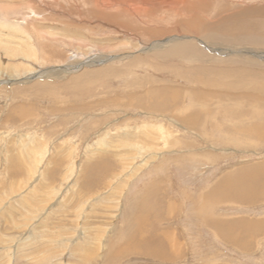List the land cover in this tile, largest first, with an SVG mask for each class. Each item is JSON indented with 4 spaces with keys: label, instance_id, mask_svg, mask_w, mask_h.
I'll list each match as a JSON object with an SVG mask.
<instances>
[{
    "label": "rangeland",
    "instance_id": "374dc122",
    "mask_svg": "<svg viewBox=\"0 0 264 264\" xmlns=\"http://www.w3.org/2000/svg\"><path fill=\"white\" fill-rule=\"evenodd\" d=\"M0 16V264H264V229L238 222H264V138L241 133L264 126V0Z\"/></svg>",
    "mask_w": 264,
    "mask_h": 264
},
{
    "label": "bare ground",
    "instance_id": "6f19581e",
    "mask_svg": "<svg viewBox=\"0 0 264 264\" xmlns=\"http://www.w3.org/2000/svg\"><path fill=\"white\" fill-rule=\"evenodd\" d=\"M118 1V0H117ZM173 1V0H172ZM177 1V0H176ZM110 2H112V1H110ZM113 2H114V0H113ZM168 2V1H167ZM169 2H171V1H169ZM175 2V1H174ZM130 3V2H129ZM152 3V2H151ZM113 4V3H112ZM115 4H116V2H115ZM175 4H178L177 2L175 3ZM152 5V4H151ZM180 5V4H179ZM225 5V4H224ZM119 6V5H118ZM130 6V5H129ZM133 7V9L134 8H136V7H134V6H132ZM131 7V8H132ZM226 7V6H225ZM132 10V9H131ZM256 11V10H255ZM259 11V10H258ZM36 12V11H35ZM135 12H136V10H135ZM261 12V11H260ZM1 15H3L4 16V14H1ZM2 16V17H3ZM2 17L0 16V20H1V22H4V20L2 19ZM6 17V15L4 16V18ZM7 19V18H6ZM192 20V19H191ZM6 21V20H5ZM13 23H15V22H12V24ZM254 23V22H253ZM26 25L24 24L22 27L26 30L27 28L25 27ZM55 35V34H54ZM54 35H53V37H54ZM64 39V38H63ZM67 40V39H66ZM64 41H65V39H64ZM241 52H243L244 50H240ZM248 51V50H247ZM246 51V53H248ZM222 53V52H221ZM249 54V53H248ZM254 55L255 56H258L257 54H255L254 53ZM88 64V63H87ZM38 70V69H37ZM50 70V69H49ZM68 70V69H67ZM44 72V71H43ZM42 72V73H43ZM50 71H48L47 73H49ZM16 77V76H15ZM219 82V81H218ZM196 83V82H195ZM217 83V82H216ZM199 84V83H198ZM211 85H212V83H211ZM218 85V84H217ZM224 85V84H223ZM197 86V85H196ZM161 87V86H160ZM198 87V86H197ZM212 87V86H211ZM152 88V87H151ZM151 88H149V89H151ZM206 88V87H205ZM153 89V88H152ZM161 89L163 90L164 88L163 87H161ZM204 89V88H203ZM203 89H201V91L199 90L198 92H196V93H194V96L195 97H198L199 99H201L202 100V96L204 97V98H206V96H205V90H203ZM164 92H167L168 93V91H164ZM170 92V91H169ZM172 92H177V89H175V90H173ZM194 92V91H193ZM145 93V92H144ZM143 93V94H144ZM160 93H161V91H160ZM159 93V95H161ZM208 93V92H207ZM213 95V97H214V99L215 98H217L218 96H220V93L218 92V93H216V92H211ZM211 93H210V95H211ZM158 94V93H157ZM152 95V94H151ZM151 95L149 94V93H147V94H144V98L145 97H147V96H149V97H151ZM228 95V94H227ZM162 96V95H161ZM174 96V95H173ZM244 96V95H243ZM243 96H241V97H243ZM246 96V95H245ZM153 97V96H152ZM160 97V96H159ZM178 97V96H177ZM177 97H175V98H177ZM141 98H142V95H139V97H138V105H139V101L141 102ZM148 98V97H147ZM237 98V97H236ZM248 98V97H247ZM250 98H251V96H250ZM253 98V97H252ZM152 99V98H151ZM162 99V98H161ZM173 99H174V97H173ZM178 99V98H177ZM208 99H210V100H212L210 97H208ZM114 100H117V99H114ZM157 100V99H156ZM155 98L153 97V101H152V103L150 104V102L148 103L149 105L148 106H150V110H154V111H157V110H160V109H162L163 108V106L162 107H160L159 108V106L161 105L160 104V101L159 102H157V104L156 103H154L155 101ZM162 100H164V99H162ZM238 100V99H237ZM245 100V99H244ZM142 101H144L143 99H142ZM239 101H241V100H239ZM163 102V101H162ZM210 102V101H209ZM246 102V101H245ZM248 102V101H247ZM145 103V102H144ZM143 102H142V104H144ZM164 103H165V100H164ZM201 103H202V101H201ZM211 103V102H210ZM165 104H167V102L165 103ZM169 104H171V103H169ZM203 104V103H202ZM205 104V103H204ZM145 105H146V103H145ZM240 106V105H239ZM144 107V106H143ZM145 107H147V106H145ZM148 108V107H147ZM169 108V107H168ZM167 108V109H168ZM59 110V109H58ZM164 110V109H163ZM166 110V109H165ZM60 111V110H59ZM200 112H195V113H192V114H189V116H186V117H184L183 118V121L188 125V126H190V127H192V128H197V127H199V125H198V118L201 116L200 114H199ZM22 114H23V116L25 117V112L24 111H22ZM242 114V113H241ZM246 114V113H245ZM249 115V114H248ZM242 116V115H241ZM240 117V116H239ZM238 117V118H239ZM248 117V116H247ZM245 121V120H244ZM246 121H248V120H246ZM257 122V121H256ZM262 122V121H261ZM241 123V122H240ZM254 123V122H253ZM250 127V126H249ZM242 129H243V126L241 127ZM244 130V129H243ZM241 131V130H240ZM241 133H243V136H246V138H249L250 140H251V138L253 139L254 137L255 138H259V139H262V138H264V126L262 125V123L261 124H254V125H251V127L250 128H248V129H245V131H241ZM253 134H255L256 136H253ZM262 137V138H261ZM254 138V139H255ZM248 139V140H249ZM149 163V160H146V162L144 163V164H148ZM258 168H260V167H256V168H252V171L253 172H256V173H258V172H260L259 170H258ZM260 169H262V168H260ZM137 171H139V168H137L135 171H134V173H136ZM133 173V174H134ZM255 184V187L257 186V185H260L261 187L260 188H263L264 187V178H260V180H258V181H255L254 182ZM256 188H258V186L256 187ZM262 192H259V191H257L256 192V194H255V197L256 198H259L260 197V195H263V193L261 194ZM214 197H221V196H219V194H217V195H215ZM214 200H217V199H214ZM260 228H261V230H263L264 229V223L263 224H261V226H260ZM168 239V244H170V248H172V246L171 245H174V244H172V242L170 241V238H167ZM140 240H141V238H140ZM174 240V239H173ZM163 244V243H162ZM174 247V246H173ZM137 249V248H136ZM135 249V250H136ZM123 251H125V248H121L120 250H119V252L118 253H123ZM138 251V250H137ZM113 253V251L111 250L110 251V255H109V259H110V256H111V254ZM117 254V253H116ZM114 255V254H113Z\"/></svg>",
    "mask_w": 264,
    "mask_h": 264
},
{
    "label": "crops",
    "instance_id": "0c3cea01",
    "mask_svg": "<svg viewBox=\"0 0 264 264\" xmlns=\"http://www.w3.org/2000/svg\"><path fill=\"white\" fill-rule=\"evenodd\" d=\"M260 168H261V166H260ZM262 169H264V168H262ZM224 187V186H223ZM235 189L238 191L239 190V187L237 186V187H235ZM254 190V189H253ZM255 196V192L253 191V197ZM264 197V196H263ZM258 199V198H257ZM250 200H252V201H250ZM253 200H255V197L254 198H252V199H248V200H241L242 202H245V203H250V202H255V201H253ZM217 221V223H218V225H217V232L218 233H222L223 234V232L222 231H224L225 230V227H227V230H228V233H229V237L230 236H234L233 235V231H234V226H236V225H234L235 223H233L232 225L229 223L228 225H223V226H221V227H219L221 224H222V222L224 221L223 219L222 220H216ZM219 221H221V222H219ZM238 222H241L242 224H248V225H250L249 223H252L250 226H251V228L252 229H248V230H253L254 229V227L256 228V230H258L259 231V229L257 228V225H261V224H263V223H258V222H254L253 220H250V221H246V220H243V219H240V220H238ZM238 226V225H237ZM240 227V226H239ZM261 229V228H260ZM255 231V230H254ZM226 233V232H225ZM256 235H254L253 237H255Z\"/></svg>",
    "mask_w": 264,
    "mask_h": 264
}]
</instances>
